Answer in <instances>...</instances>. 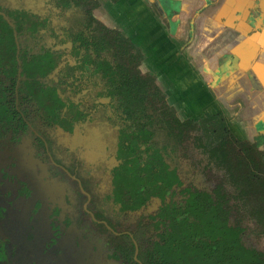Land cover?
Listing matches in <instances>:
<instances>
[{
	"label": "trees",
	"instance_id": "16d2710c",
	"mask_svg": "<svg viewBox=\"0 0 264 264\" xmlns=\"http://www.w3.org/2000/svg\"><path fill=\"white\" fill-rule=\"evenodd\" d=\"M50 5L65 23L64 15L72 13L67 26L57 30L54 20L48 24L23 7L0 16V145L16 147L31 134L44 147L43 138L51 141L44 129L72 130L85 120L68 90L78 66L66 62L62 68L64 53L47 48L49 38L70 40L71 55L83 63L79 68L91 64L92 75L107 80L112 108L130 122L118 132L120 154L107 207L96 208V217L121 234L106 230L113 257L123 264H264V250L244 241L250 226L264 239L262 135L254 142L239 140L223 114L182 120L155 79L141 71V51L95 18L97 2ZM188 148L200 156L205 174L219 173L210 189L186 187L181 179L178 169ZM154 199L159 208L148 214ZM4 217L0 203V222ZM8 247L0 239V264H14Z\"/></svg>",
	"mask_w": 264,
	"mask_h": 264
},
{
	"label": "crops",
	"instance_id": "0c3cea01",
	"mask_svg": "<svg viewBox=\"0 0 264 264\" xmlns=\"http://www.w3.org/2000/svg\"><path fill=\"white\" fill-rule=\"evenodd\" d=\"M182 120L223 114L264 153V0H94Z\"/></svg>",
	"mask_w": 264,
	"mask_h": 264
},
{
	"label": "flooded vegetation",
	"instance_id": "af4514ba",
	"mask_svg": "<svg viewBox=\"0 0 264 264\" xmlns=\"http://www.w3.org/2000/svg\"><path fill=\"white\" fill-rule=\"evenodd\" d=\"M52 4V0H0V16H4L7 18V15L9 12H13V10H19L20 8H24L26 10H30L29 12H33L34 14L40 15L43 20H47L48 24L54 20L52 23V26L55 27L57 30L64 28L67 26L70 21V15L72 16V13H67L64 15V19L67 23L60 20L61 12H58L55 10V7ZM49 5V7H47ZM19 8V9H16ZM9 11V12H8ZM48 29H41V34H47ZM58 33L63 34V31H58ZM17 38V37H16ZM18 45L21 44L20 39L17 38ZM29 43V42H28ZM47 48H52L58 52H63V58H62V68L64 64L67 62V64L71 66H75L78 69L75 70L74 78L70 79V86L68 87V90L71 91V98L72 101L75 102L82 111L83 115L81 117L85 116V120L77 121L73 123L72 130L69 129H63V128H56L53 130H46L47 134H49V139L51 140L50 143L47 142V138H43L42 141L44 143V147L42 146V142H39L32 138V135L25 137L24 141L16 146V147H8L6 145H0L1 148L5 149L6 151H9V153H13L18 148L21 147V145L30 140L35 142L36 148L38 149V152L40 151L41 156L45 159H48V162L50 161L51 164H53L54 167H56L57 171H60L63 175V178L67 183L76 184L78 188L74 187V193L68 192L66 195L71 194L73 195V202L71 204L76 207L81 204L80 197H84L86 199L84 203L83 213L84 215L82 217L79 216V213L75 214V217L69 221H67V227L63 230L64 233H60V237L56 240L55 245L48 244V240L51 238L49 237L46 242L45 252L44 254H47L50 252V250L56 248L58 252V261L55 264L59 263V260L66 259L67 263L69 264H97L96 260H94L92 257H86L88 260H83V255L90 254L89 246L85 244V246H82L81 238H78L79 235L82 237L80 233H78L86 224V221L84 220V216H88L90 219V223H94L96 226L100 227L104 232L97 233L99 236L96 237L100 240L102 237L105 240H108V235L106 230L113 232L116 236H120L118 232L111 229L103 220L98 219L96 217V208H100L102 210L103 206L105 204V199L107 200L108 195L111 192V178L110 174L114 166L118 164V157H119V137L118 132L122 129L123 124L130 123L129 121L123 120L120 116L121 114L117 113L114 108H112V97L109 95L110 92V86L107 80H101L102 75H92V72H94V69H92V65L89 64L86 69H80L79 67L83 66V63H79L78 58L76 59L71 55V51L74 48V43L70 40L64 41V38H49L47 40ZM95 57V55H94ZM65 67V66H64ZM92 69V71H91ZM141 69V68H140ZM142 71V69H141ZM143 72V71H142ZM56 73H59L58 71ZM144 73V72H143ZM148 74V73H144ZM150 75V74H149ZM56 82H59V80L55 77ZM75 91V92H73ZM101 93H103L101 95ZM68 112V109L65 108L63 110V117H66V114ZM109 117L112 119L110 120ZM67 134L69 136H77L78 133L82 135L80 141L82 151H79L83 155L88 151L89 158L94 156L95 154L99 155L100 161L96 164H91L89 160H87V163L85 164L83 161V156L78 154L76 151H71V149L62 148L58 142V136L61 134ZM88 144V146H91V149L87 147V151H85L84 145ZM144 149V147L142 148ZM32 153V149H30ZM172 151V150H171ZM173 152V151H172ZM169 153H171L169 151ZM34 154V153H32ZM40 157V155H38ZM35 157V154L33 155V159ZM183 159V158H182ZM189 160V158H187ZM86 162V161H85ZM181 162L179 166V174L181 179L184 181L185 186L187 185H193L194 187L204 190L199 187L198 185H194L192 183H188L183 179V176L181 174ZM36 162H32L30 167H35ZM203 165V164H201ZM90 166V168L88 167ZM205 166V165H204ZM203 166V167H204ZM17 167V165H16ZM100 167V168H98ZM48 173V174H46ZM45 174V177L41 181V187L43 191V196L45 195L47 197V200L50 201L52 197L56 196L51 193L47 194L45 193L47 183L51 181V173L47 170ZM50 173V175H49ZM204 173V169H203ZM205 174V173H204ZM207 175V174H205ZM79 176V178H78ZM4 179H2L3 181ZM33 183L30 185L29 183H22V186L25 187V198H28L32 195L31 190L33 189ZM31 188V189H30ZM8 186L6 188V191L8 190ZM45 193V194H44ZM64 195V194H63ZM2 200V198L0 197ZM45 201V200H44ZM58 203V202H56ZM61 204H64V201L61 203H58V206L61 209ZM111 203H109L108 206H110ZM160 205V201L158 199H154L151 201L146 209V212L148 214L155 213ZM41 206L45 207H53L54 202L50 203H42ZM50 209L46 208L42 213H45L47 211L46 216L44 217L46 221V227L47 225V215L50 213ZM59 210V209H58ZM142 214V213H141ZM105 215V214H104ZM140 215V214H139ZM108 216V215H105ZM49 224V223H48ZM107 225V227L105 226ZM87 225V224H86ZM35 224H31L30 228V234L31 232H34ZM92 231V230H90ZM94 231V230H93ZM92 231V232H93ZM28 233V235H29ZM77 233V234H76ZM34 235V234H32ZM35 236V235H34ZM46 239V237H44ZM79 242V245L77 244ZM12 244H17V242H11ZM31 242H25L23 243L24 246H28ZM33 246V245H32ZM83 247L81 250V253L75 252L80 247ZM9 248V247H8ZM15 249V256L14 261L16 264L17 260L22 261V258L17 256V252L20 251L19 245H15L13 247ZM35 248V247H33ZM103 251L109 253V256L111 259L115 260V262H112V264H123L122 261L116 259L113 257V253L115 252V247L108 246L107 243H104V246H102ZM18 249V251H16ZM37 249V248H36ZM10 250V248H9ZM38 253L42 254L41 251H38ZM33 255L36 256V252H33ZM84 257V258H85ZM65 261V260H64ZM20 264H23L22 262ZM37 264V262H36Z\"/></svg>",
	"mask_w": 264,
	"mask_h": 264
},
{
	"label": "rangeland",
	"instance_id": "374dc122",
	"mask_svg": "<svg viewBox=\"0 0 264 264\" xmlns=\"http://www.w3.org/2000/svg\"><path fill=\"white\" fill-rule=\"evenodd\" d=\"M209 114L206 112L204 118ZM81 137L82 135L79 133L77 136L72 137L61 133L58 136V142L62 148L71 149V151H76L82 155L86 165L89 164L87 160L91 164L98 163L101 159H99L98 154L89 158L87 151L88 144L84 145L86 147L85 151H87L84 155L79 152L82 151L80 145V143L82 144L80 141ZM91 146L92 144L89 149H91ZM30 149L35 154V159L32 158L34 154L31 153ZM187 153L188 155L181 160L182 164L180 167L185 181L198 185L199 187L201 186L202 189H210L219 182V173L213 172L207 176L203 173V166L205 164L201 165V158L196 152L188 148ZM41 155L40 151L38 152L36 148L35 142L30 140V138L13 153H9V151L0 147V197L2 198V200L0 199V203L5 209V217L0 222V239H6L8 241L13 263H15V249L13 247L17 244L19 245L20 251L18 249L16 251H18L17 256L21 257L22 261L17 260L16 264H20L21 262L23 264H36V262L37 264H55L59 259L58 254L60 253L56 248L53 249V252L50 250L49 253L44 254L48 238L51 237L48 240V244L55 245L56 240L60 237L59 234L64 233L63 230L68 228L67 221L73 219L76 213H79L80 217L84 215L82 211L86 201L84 197H80V205L74 207L71 204L73 202L72 193H74V187L78 188V186L67 183L62 173L57 171L56 167ZM32 162H36L37 165L31 168L30 165ZM88 167L90 168V166ZM47 170L51 173V175L49 173L50 177H52L51 181L47 183L48 185L44 192L47 194L53 193L56 196V198L52 197L50 201L47 200L45 195L43 196L41 187L42 179L48 174L46 173ZM2 179L4 180L2 181ZM32 182H34L33 189L31 190L32 195L28 198L23 197L26 193H24L25 187L22 186V183H29L30 185ZM7 186L9 189L6 191ZM68 192L72 193L66 195ZM63 201L64 204L60 205V209L58 203ZM44 202H54V206L51 208L41 206ZM46 208L50 209V213L47 215L48 227H46V221L44 219L47 211L42 213ZM84 217L87 225L85 224L80 228L81 230L78 233L83 236L80 237L79 235L78 238H81L82 246H85V244L89 246L90 254L83 255V260H88L85 257L87 256L96 260L97 264H112L115 260L111 259L109 253L104 252L102 248L107 240L103 237L101 240L96 237V235L99 236L97 233L104 231L94 223L91 224L88 216ZM31 224H35V230L31 232L35 236L29 233ZM90 230L94 231L92 232ZM253 231L252 226H250L244 236L246 246L264 250V239L258 238ZM14 241L17 244L11 243ZM24 241L31 243L28 246H24ZM77 244L79 245V242ZM82 246L75 252L81 253L79 250L83 248ZM38 251L42 252L41 256ZM33 252H36V256L33 255ZM64 260L60 259L58 264H69L66 259Z\"/></svg>",
	"mask_w": 264,
	"mask_h": 264
}]
</instances>
